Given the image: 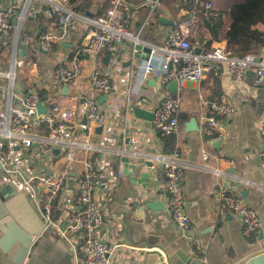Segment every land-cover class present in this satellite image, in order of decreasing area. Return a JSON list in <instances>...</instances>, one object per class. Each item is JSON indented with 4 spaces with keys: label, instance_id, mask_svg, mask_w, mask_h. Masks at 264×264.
Returning a JSON list of instances; mask_svg holds the SVG:
<instances>
[{
    "label": "crops",
    "instance_id": "1",
    "mask_svg": "<svg viewBox=\"0 0 264 264\" xmlns=\"http://www.w3.org/2000/svg\"><path fill=\"white\" fill-rule=\"evenodd\" d=\"M17 1L12 26L7 35H0V72L14 74L12 80L5 74L0 75V110L9 104L21 106L24 96L36 93L47 108L51 105L49 102L75 105L82 121L87 110L86 99L101 96L89 87L90 73L97 70L111 82L108 98L98 106V121L88 128L79 125L76 134L77 140L93 146L87 154L77 152V160L86 155L107 175L95 188L94 198L103 215L99 235L112 247L109 264H142L143 250L156 245L171 252L194 253L203 264H242L264 250V164L258 155L264 146L260 134L264 126V84L255 81L253 71L234 78L226 65H219V76L207 73L200 81L178 83L175 92L167 89L168 83L155 87V100L150 102L138 98L137 92L154 91V86H148V80L154 75L150 74L143 83L132 74L144 59L133 57L135 41L126 39L115 54L102 52L98 56L88 51L76 62V76L72 80L56 82L55 71L59 66L71 67L73 53L95 32L97 26L93 20L105 15L109 0H84L83 7L74 8L77 25L63 40L51 41L47 52L37 46L39 32L53 25L43 14L47 0H33L28 9H25L27 0ZM151 1H124L129 31L150 47L161 45L172 27L162 23L160 17L173 22L191 11L200 16L199 8H188V0L177 1L176 9L164 0H158L152 8ZM197 32L190 38L194 46L198 45ZM202 38L200 47L209 38L205 30ZM21 43H25L24 56H19ZM212 46L225 48V41L212 40L205 47ZM139 54L145 55V52ZM14 60H22V65H14ZM165 96L179 100L177 117L181 124L174 135V147L168 151L164 150V137L155 132L152 120L136 116L132 109L138 106L152 111L155 103ZM220 101L233 106L231 116H220L208 109L209 102ZM211 114L224 124L225 136L220 140L206 132L203 116ZM190 118L196 122L192 130L186 126ZM30 121L33 133H46L45 125L34 116ZM124 148L156 159L158 167L159 154H178L183 168L184 209L190 220L189 230H182L169 218L161 169L152 183L133 185L121 174L117 153ZM5 150V141L0 138V152ZM205 151L210 154L207 160L202 155ZM68 152L55 148L49 156L33 144L28 152L16 153L15 161L21 166L19 174L0 172V264H22L24 260L26 264H78V234L67 231L62 235L61 230L79 209L75 202V179L83 174L82 163L78 161L73 166L53 198V224L49 227L44 228L41 212L44 197L40 186L36 181L26 182L37 174L60 172L67 165ZM213 169L219 170V174L215 175ZM235 191L261 218V228L247 237L242 235L240 219L225 203V197ZM147 200L157 206L155 210L144 208L143 213L141 208Z\"/></svg>",
    "mask_w": 264,
    "mask_h": 264
},
{
    "label": "built area",
    "instance_id": "2",
    "mask_svg": "<svg viewBox=\"0 0 264 264\" xmlns=\"http://www.w3.org/2000/svg\"><path fill=\"white\" fill-rule=\"evenodd\" d=\"M15 0H0V35L5 36L12 26L15 15ZM33 0H27L25 9H28ZM125 0H109V7L105 15L93 20L97 26L95 32L88 37L85 44L78 48L72 56L71 67L59 66L55 71L56 82H68L76 76L75 66L81 56L92 51L98 56L102 52L115 54L126 39L138 42L127 24L128 12L125 8ZM48 4L43 10L47 19L53 21V25L47 30L39 32L37 46L42 51H49L53 40H63L68 36L78 22V15L73 5L68 0H47ZM197 2V1H196ZM152 8L158 0H152ZM205 9H210L211 2H200ZM127 13V14H126ZM24 16V15H23ZM199 17L193 11L188 12L184 18L175 20L166 34L163 43L159 46H151L147 59H144L132 74L141 82L146 83L148 76L153 78L160 86L176 80L200 81L207 73L219 76V65H226L228 73L234 78H241L247 71L252 70L257 83L264 84V51L247 52L240 56H233L225 48L220 46L200 47L192 45L190 38L197 32ZM200 48L196 52V48ZM136 49L134 48V51ZM158 58H155V55ZM22 60H14V65H22ZM170 69V72H168ZM10 80L14 78L12 72H0ZM88 84L97 95L108 94L111 90L109 79L103 73L94 70L90 73ZM155 88V86H154ZM156 88L142 89L137 92L138 98H145L150 102L155 100ZM40 101L36 93H29L22 98L21 106H9L0 110V138L5 141V152H0V162L5 175L19 174L21 166L15 161L16 153L28 152L33 144L45 155H51L55 148L66 149V166L55 174H37L29 177L27 183L36 181L41 188V196L44 199L41 204L42 217L45 227L53 224L51 206L53 198L63 187L65 179L73 166L80 161L83 166V174L75 179V202L79 209L72 214L71 221L61 230L62 235L67 231L78 234V250L80 256L78 264H109V255L112 247L99 235L103 223V215L94 198V190L106 178L103 170L98 169L94 162L86 155L77 160L76 153L87 154L93 146L84 140H77V128L84 125L87 128L95 124L99 119L97 98L86 99V123L82 124L78 116L77 107L73 104L61 105L50 103L45 113H37V102ZM52 101V98H50ZM179 100L171 96H165L153 107L152 125L155 132L164 137L176 134L181 124L177 117ZM208 109L220 116H231L234 113L233 106L226 101L209 102ZM28 111V112H27ZM30 112V113H29ZM32 114V115H29ZM34 118L46 127L45 134H36L31 130L30 117ZM203 122L206 132L222 139L225 136L224 124L214 115H204ZM264 138V126L260 129ZM203 159L210 157L208 152H203ZM260 159L264 164V146L260 150ZM157 160L165 177V205L169 218L182 230H189L190 220L185 213V195L182 186L183 168L178 160V154H159ZM215 175L219 170L213 169ZM225 203L238 217L242 224V235L249 236L252 232L261 228L262 222L258 213L245 202L238 192H232L225 197ZM24 260L22 264H26Z\"/></svg>",
    "mask_w": 264,
    "mask_h": 264
},
{
    "label": "trees",
    "instance_id": "3",
    "mask_svg": "<svg viewBox=\"0 0 264 264\" xmlns=\"http://www.w3.org/2000/svg\"><path fill=\"white\" fill-rule=\"evenodd\" d=\"M68 1L73 8L83 7L84 0ZM177 1L164 0L172 9H176ZM200 2H211L212 6L205 9L200 6ZM187 6L200 9L197 29L199 36L195 39L198 45L202 44V31L205 30L209 35L205 46L212 40H224L226 51L233 56L264 50V0H197L196 4L194 0H188ZM174 135L164 136L165 151L174 147ZM167 144L169 149L166 148Z\"/></svg>",
    "mask_w": 264,
    "mask_h": 264
},
{
    "label": "water",
    "instance_id": "4",
    "mask_svg": "<svg viewBox=\"0 0 264 264\" xmlns=\"http://www.w3.org/2000/svg\"><path fill=\"white\" fill-rule=\"evenodd\" d=\"M160 21L166 24L173 23L172 21L166 22L161 17H160ZM19 47H20L19 56H24L25 43H21ZM134 48L136 50L134 51L133 57L139 59L148 58L151 50L150 46L144 45L143 43H141L140 40H138V42L135 43ZM199 50L200 48L198 47L195 49L196 52H199ZM140 51L145 52V55L139 54ZM106 58H108V56H106ZM168 72H170V69ZM177 85L178 83L176 80H171L167 85V89L170 92H175L177 90ZM148 86H155L156 88L160 87V85L157 84L156 80L152 77L148 80ZM107 98H108V94H102L101 96H99L97 98L98 105H100ZM36 109H37V113L40 114L46 112V106L42 104L40 101L37 102ZM132 109L135 115L138 117L148 120L153 119L152 111L145 110L138 106H133ZM81 123L82 124L86 123V115L83 116ZM195 123H196L195 119L190 118L186 123V126L188 127L189 130H192L193 128H195ZM99 130H100V126L96 129V131L99 132ZM127 143L128 140L125 141V144ZM117 154H120L117 155L118 157L117 160H118V164L121 166V174L127 177L133 185L141 182L152 183L154 179H156L157 172L160 169V167H158L156 164V159L145 157L135 152L133 149H127V148H124V150L120 151V153ZM2 169L3 168L0 162V172L3 174ZM11 191L15 192V190L13 189ZM136 203L138 202L136 201ZM132 205L135 204H131V206ZM155 206H157V204H155L154 202H149L147 200L143 203L141 212L145 213L144 208H147L149 210H155ZM149 247L143 250L142 264H203L199 261V258L194 253H184L181 250H176L174 252H171L166 248H164L163 246H159V245H156L154 248H149ZM242 264H264V250L251 255Z\"/></svg>",
    "mask_w": 264,
    "mask_h": 264
},
{
    "label": "rangeland",
    "instance_id": "5",
    "mask_svg": "<svg viewBox=\"0 0 264 264\" xmlns=\"http://www.w3.org/2000/svg\"><path fill=\"white\" fill-rule=\"evenodd\" d=\"M34 1L36 2L37 0H34ZM17 2H18L17 0L14 1L15 4H17Z\"/></svg>",
    "mask_w": 264,
    "mask_h": 264
}]
</instances>
